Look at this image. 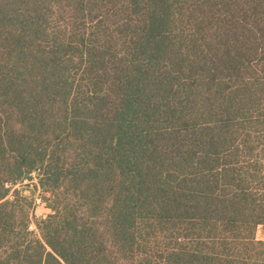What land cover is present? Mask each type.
Listing matches in <instances>:
<instances>
[{
  "label": "trees",
  "instance_id": "1",
  "mask_svg": "<svg viewBox=\"0 0 264 264\" xmlns=\"http://www.w3.org/2000/svg\"><path fill=\"white\" fill-rule=\"evenodd\" d=\"M258 228L264 0H0V264H264Z\"/></svg>",
  "mask_w": 264,
  "mask_h": 264
},
{
  "label": "rangeland",
  "instance_id": "2",
  "mask_svg": "<svg viewBox=\"0 0 264 264\" xmlns=\"http://www.w3.org/2000/svg\"><path fill=\"white\" fill-rule=\"evenodd\" d=\"M36 176L33 175L31 177L32 181L26 180L23 184L20 186H16L15 189H17L20 194L24 197H28L30 199H33V209L31 211V214L34 218H40L45 216L48 212L45 209L44 204L40 201V192L38 188H35V182H36ZM30 230H34V227L31 226ZM255 238L258 240L264 241V229L258 228L255 233Z\"/></svg>",
  "mask_w": 264,
  "mask_h": 264
}]
</instances>
